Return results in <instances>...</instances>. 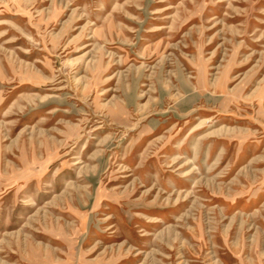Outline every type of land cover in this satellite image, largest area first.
Returning <instances> with one entry per match:
<instances>
[{"label": "rangeland", "instance_id": "rangeland-1", "mask_svg": "<svg viewBox=\"0 0 264 264\" xmlns=\"http://www.w3.org/2000/svg\"><path fill=\"white\" fill-rule=\"evenodd\" d=\"M0 264H264V0H0Z\"/></svg>", "mask_w": 264, "mask_h": 264}]
</instances>
